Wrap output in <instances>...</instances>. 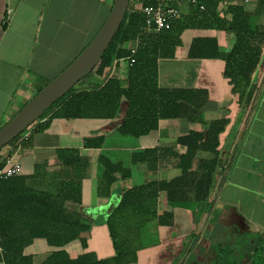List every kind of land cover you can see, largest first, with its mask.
I'll use <instances>...</instances> for the list:
<instances>
[{"label": "crops", "instance_id": "crops-1", "mask_svg": "<svg viewBox=\"0 0 264 264\" xmlns=\"http://www.w3.org/2000/svg\"><path fill=\"white\" fill-rule=\"evenodd\" d=\"M172 3L181 9V17L202 10L189 0ZM258 4L259 0H221L218 10L230 19L232 15L223 12L231 5H243L256 27ZM111 5L112 0H0V125L32 91L73 61L97 33ZM199 37L216 38L225 53L236 42L233 31L192 25L181 33L175 56L159 58L158 81L165 88L206 90L202 120L160 119L158 127L147 134L125 135L119 131L126 112L123 107L111 120L51 118L44 130H37L38 121L31 126L29 139L15 155L22 164L19 180L0 183V219L7 224L18 217L26 219L32 210L39 211L30 201L35 194L62 193L65 202L51 203V212L60 211L63 220L76 213L88 227L63 246L51 245L45 237L32 238L23 254L32 257L33 264H43L61 249L72 258L89 253L98 259L116 257L109 218L123 193L153 181L178 178L188 165L190 170H199L213 153L198 151L188 161L192 150L179 138L206 131L216 120L227 124L219 136L222 163L205 210L194 202L170 200L166 190L160 191L154 209L159 222L152 228L153 236L141 237L134 245L136 260L130 264H185L187 259L186 264H211L218 250L225 255L227 249L229 255L239 257L238 264L251 263L259 241L264 242V58L254 75L251 105L242 106L232 80L225 75L224 59L190 56V47ZM121 67H116L114 76H121ZM96 80L92 76L82 87ZM98 136L104 137L100 146L86 145L87 138ZM59 149L77 150L80 158L69 154L61 159ZM135 158L147 161L135 163ZM105 161L121 167L111 173L115 182L108 187H102L109 183ZM70 184L77 185L73 196ZM229 234L235 238L232 245Z\"/></svg>", "mask_w": 264, "mask_h": 264}, {"label": "trees", "instance_id": "trees-1", "mask_svg": "<svg viewBox=\"0 0 264 264\" xmlns=\"http://www.w3.org/2000/svg\"><path fill=\"white\" fill-rule=\"evenodd\" d=\"M141 1L144 4L156 3V0ZM220 1L205 0V10L197 8L193 15L176 19L170 29L149 34L143 33L142 30L145 24L144 14L129 9L101 63L87 76H96L98 81L92 83V87L75 89L74 86L41 116L36 126L37 130L47 128L51 118L111 120L123 107L126 108V112L119 131L125 135L147 134L158 127L160 119L184 117L191 121L202 120L201 108L208 100L206 90L165 88L159 86L158 81L159 58L174 57L176 48L181 44V33L192 25L226 29L235 33L236 42L230 51L226 53L221 51L218 40L214 37H199L190 47V56L224 59L225 75L232 80L234 90L239 94V104L251 105L255 92L254 75L264 58V0H259L257 11L259 22L256 27L252 26V14L243 5L229 6L223 13H230L232 16L230 19L225 18L218 10ZM130 6L132 8V4ZM136 40H138V48L133 54L130 44ZM123 58L135 60L131 62L132 59H129L131 63L126 67V80L111 76L114 65H120V62L116 61ZM48 115L50 117L41 121ZM226 124L225 120H216L211 122L206 131H193L179 138L180 143L192 150L188 161H191L193 153L198 151L213 153V158L204 160L199 170H190L188 165L184 167L182 175L178 178L171 181H153L123 193L118 207L109 218V227L117 250L116 257L98 259L94 254L89 253L72 258L67 251L61 249L53 252L43 264H130L135 261L137 248L134 245L140 242L141 237L153 236L152 228L159 222L155 221L157 214L154 209L160 191L166 190L170 200L194 202L202 211L205 210L216 183L217 169L222 163L218 149L219 136ZM17 138L10 145L14 144ZM103 140V136L89 137L86 139V145L100 146ZM150 153L151 151H145V154ZM69 154L77 159L80 158L77 150L59 149L61 159ZM137 156L138 154L135 155ZM5 160L6 156L0 152V167ZM138 161L147 160L135 158V163ZM105 162V179L109 183H102V187L113 184L115 182L113 173L121 169L120 166L116 167L108 161ZM12 180H19V177L3 179L0 183ZM70 185L73 187L71 188V196H73L72 191H75L77 185ZM63 195L65 194L55 196L35 194V198L30 201L38 207V212L32 210L26 219L18 217L16 220L13 219L15 223L11 224L0 219L2 235L0 261H5L6 264H33L32 257L23 254L26 246L32 242V238L45 237L51 245L63 246L78 238L81 232L88 228L81 223L76 213L70 214L74 218L63 220L60 211L51 212V203L65 202L63 198L66 197ZM46 205L49 207L47 211ZM145 243L147 242L143 244ZM216 250L217 248L214 249ZM228 252L231 253L227 249L223 255L221 250H218V255L211 259V264H238L239 257L234 253L229 255ZM250 264H264V242L259 241Z\"/></svg>", "mask_w": 264, "mask_h": 264}, {"label": "water", "instance_id": "water-1", "mask_svg": "<svg viewBox=\"0 0 264 264\" xmlns=\"http://www.w3.org/2000/svg\"><path fill=\"white\" fill-rule=\"evenodd\" d=\"M130 2L131 0H113L108 16L91 41L65 69L49 81L0 128V152L96 69L120 30L128 13Z\"/></svg>", "mask_w": 264, "mask_h": 264}, {"label": "built area", "instance_id": "built-area-1", "mask_svg": "<svg viewBox=\"0 0 264 264\" xmlns=\"http://www.w3.org/2000/svg\"><path fill=\"white\" fill-rule=\"evenodd\" d=\"M131 6L129 9L132 11H138L144 14L145 24L142 28L143 33L149 34L154 32H159L161 30L170 29L172 23L181 17L182 11L177 6L173 5V0H156V3L153 4H144L141 0H131ZM249 0H245L248 2ZM190 4L200 7L202 10L205 9V4L203 0H189ZM130 4V5H131ZM11 12V9L9 10ZM132 53H136L138 48V40H136L131 45ZM129 59H132L131 62H134V58H123L120 61V66L125 65L126 67L131 63ZM119 65H114L112 68L111 76H114L113 73L116 71V67ZM30 134V127L20 134L17 140L14 142L10 153L6 155V160L3 166L0 167V180L8 179L11 177L20 176L22 173V164L15 159L16 153L22 147L23 143L28 140ZM2 240V235L0 233V242Z\"/></svg>", "mask_w": 264, "mask_h": 264}, {"label": "rangeland", "instance_id": "rangeland-1", "mask_svg": "<svg viewBox=\"0 0 264 264\" xmlns=\"http://www.w3.org/2000/svg\"><path fill=\"white\" fill-rule=\"evenodd\" d=\"M113 1V0H112ZM96 34V32L93 34V36ZM93 36H92V38H93ZM91 38V39H92ZM91 39H89V41L91 40ZM89 41H86L87 43H86V45L88 44V42ZM79 43H81V41H79ZM130 45H132V44H130ZM129 45V46H130ZM121 69H122V71L120 72L121 73V76H122V79L123 80H126V76H127V68H126V66L125 65H122V67H121ZM121 76H119V77H121ZM92 77V75L91 76H89V77H87V78H85V79H83L81 82H79L77 85H75V89H78V88H81L82 86H85L86 85V83H87V81L90 79ZM96 81H98V80H96ZM48 83V82H47ZM47 83H44L43 85H41L40 87H38L37 89H36V91H32L31 93H30V95L28 96V98H26L25 99V101L22 103V105H20V107L16 110V111H14V113H12L9 117H8V119H6L1 125H0V128L2 127V126H4L32 97H34L37 93H38V91H40ZM92 83H94V82H89V86L88 87H92L93 85H92ZM30 129H31V126H30ZM29 136H30V134H29ZM29 136H28V139H29ZM9 146H10V144H9ZM8 145L7 146H5L2 150H1V153H3L4 154V152H5V150H6V148L7 147H9ZM229 241H230V245H232L234 242H235V238L233 237V235L231 236L230 234H229V239H228ZM250 259V258H249ZM186 261V263H187V261H188V259L187 260H185ZM184 261V262H185ZM245 260H243L242 262H241V264H245V262H244ZM185 263V264H186Z\"/></svg>", "mask_w": 264, "mask_h": 264}]
</instances>
